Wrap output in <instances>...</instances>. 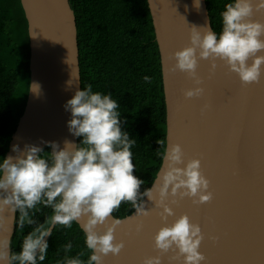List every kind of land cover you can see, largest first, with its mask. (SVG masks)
<instances>
[{
	"label": "water",
	"instance_id": "water-1",
	"mask_svg": "<svg viewBox=\"0 0 264 264\" xmlns=\"http://www.w3.org/2000/svg\"><path fill=\"white\" fill-rule=\"evenodd\" d=\"M147 3L160 53L166 146L180 144L185 162L200 159L213 193V199L202 205L180 199L171 205L175 216L167 222L187 214L200 225L204 240L199 250L206 257L201 264H264V73L259 83L242 85L223 62L217 61L212 70L210 60L198 57L197 74L203 81L199 86L204 92L186 98L184 92L197 85L186 73L171 71L175 63L171 56L190 45L192 26H204L206 21L211 25L206 0H201L199 11L194 0ZM21 4L28 22L30 83L5 158L15 155L13 145L22 150L26 144L47 146L42 141L57 142L61 148L65 140L78 144V137L68 129L71 112L65 109L77 88L81 90L74 12L69 0H21ZM252 19L264 22V10ZM34 83L39 85L37 91H32ZM143 199L150 214L136 217L134 210L120 218L124 221L115 236L124 248L117 256H107L104 264H142L145 257L157 255L153 236L165 223L158 214L162 209ZM140 220L143 228L137 233ZM170 255L161 256L162 264H179L170 261Z\"/></svg>",
	"mask_w": 264,
	"mask_h": 264
},
{
	"label": "clouds",
	"instance_id": "clouds-1",
	"mask_svg": "<svg viewBox=\"0 0 264 264\" xmlns=\"http://www.w3.org/2000/svg\"><path fill=\"white\" fill-rule=\"evenodd\" d=\"M194 7L199 11L201 0H194ZM261 10L264 0H233L221 13L219 34L208 21L190 28V45L171 56L175 61L171 71L186 73L197 85L184 92L186 98L200 97L204 92L199 86L203 81L197 74L198 57L210 60L212 70L217 61L223 62L242 85L259 83L264 73V22L252 17ZM144 80L151 82L147 76ZM68 84L71 87L72 81ZM31 87L37 91L39 85ZM118 107L110 94L93 92L91 84L83 90L77 88L65 109L71 112L69 132L83 138L79 144L65 140L61 148L57 142L42 141L51 153L36 145L26 144L22 150L13 145L15 155L0 161V264L43 262L49 248L46 238L58 225L71 228L74 222L85 234L90 255L86 261L81 259L86 255L83 251L75 257L65 255L63 264H104L107 256H117L124 248V242L115 236L124 220L112 214L122 202H130L136 217H147L150 210L144 197L156 209H162L158 214L165 223L153 236L157 255L145 257L142 264H162L161 256L168 253H172L169 260L179 264H201L206 260L199 250L204 234L198 223L191 222L187 214L167 222L168 217L175 216L171 205L180 199L189 198L195 205L213 199L200 159L185 162L180 144L165 147V140H158L163 148L158 153L162 167L152 186L141 192L145 182L133 174L131 148L136 140L121 130ZM207 107L204 105V109ZM41 207L52 209L43 223L35 218ZM14 225L32 228L23 237L20 251L13 250ZM142 228L143 221H137L136 232ZM71 249V243L64 245L65 253Z\"/></svg>",
	"mask_w": 264,
	"mask_h": 264
},
{
	"label": "trees",
	"instance_id": "trees-1",
	"mask_svg": "<svg viewBox=\"0 0 264 264\" xmlns=\"http://www.w3.org/2000/svg\"><path fill=\"white\" fill-rule=\"evenodd\" d=\"M233 0H206L213 31L222 30L221 13ZM76 18L81 90L91 84L93 92L111 95L119 105L121 130L135 139L131 151L134 175L143 180L141 192L150 188L162 164L158 140H165L166 105L160 53L147 0H69ZM28 22L21 0H0V161L5 158L11 137L22 116L30 83ZM147 76L151 82H145ZM83 138L78 137V144ZM50 153V147H43ZM135 209L122 202L113 215L120 219ZM52 214L42 208L35 218L43 223ZM18 217V213L16 214ZM30 226L17 228L13 250L20 251ZM46 259L38 264H63L65 255L80 252L85 261L90 251L78 223L57 226L47 238ZM71 243L70 252L64 245Z\"/></svg>",
	"mask_w": 264,
	"mask_h": 264
}]
</instances>
